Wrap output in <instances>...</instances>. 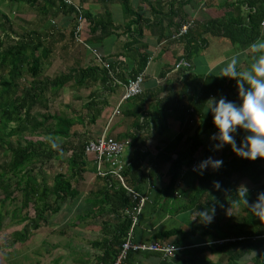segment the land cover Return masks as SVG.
Returning <instances> with one entry per match:
<instances>
[{"label":"trees","instance_id":"16d2710c","mask_svg":"<svg viewBox=\"0 0 264 264\" xmlns=\"http://www.w3.org/2000/svg\"><path fill=\"white\" fill-rule=\"evenodd\" d=\"M119 1L122 4L125 14L131 18L125 27L126 32L131 34L133 38L132 43L130 42L128 44L129 46L133 44L137 45L138 41L136 38L143 36L144 24L147 20L142 17L139 11H135L132 8L130 0ZM28 2L30 3V1ZM60 3H62L61 6L64 9L70 7V14L74 13L77 18L73 34L74 41H77L78 15L73 6L66 4L63 0H60ZM105 7L104 12L96 16L95 19H91V22H89L90 15L86 14L81 7L84 18L87 22L93 24V33L98 29L104 34H110L111 31L115 30L112 15L108 6L105 5ZM232 7H235L239 12L240 18H233L228 21L210 20L205 25L207 33L213 36L229 38L235 45L249 47L261 37L260 28L264 20V0H237ZM244 7H247L249 10L245 16L242 15V9ZM185 23L187 21L183 24ZM5 27L6 25L1 23L0 32ZM192 30H190L187 36H190ZM28 37L27 40L21 39L19 41H10L11 39L8 37L9 45L0 37V149L5 151L7 148L8 150L6 152L8 153L6 156L8 162L3 166L0 165V177L2 179L6 177L17 179L16 186L23 193L22 210L33 207L36 214L35 219L30 220L28 217L24 219V221L28 222V225L25 226L23 232L14 235L13 246L18 243L24 245L29 240L28 238L32 231H37L43 224H48L50 220V217L49 220L47 218L48 213L56 215L61 212L62 205L68 201L74 203L80 201L81 194L77 186L82 181L86 172V158L88 157L86 147L89 142L94 140H92L88 131L81 133L77 130L73 131V128L77 125L94 126L101 114V110H99L101 107L96 110L97 105L91 102L87 103L84 108L88 114L81 115V118L75 117V119L71 120L53 115L49 112L48 93L64 88L71 81H75L76 83L83 82L84 84L87 79H101L105 84L109 82L113 84L108 71L98 69L97 67H88L86 69H80L77 72L73 71L54 78L39 80L42 76L43 60L50 58L54 45L56 44L50 33H47L44 40L39 41V43L37 42L38 38H32L33 35ZM48 37L51 39H47ZM77 44L89 51L86 46L78 42ZM85 45L94 49L87 41H85ZM200 47L204 48L205 44L202 43ZM40 50H42L43 56L37 57V53ZM189 55L187 54L185 58H190ZM181 58L184 57L182 56ZM181 58H179L177 63ZM147 64L148 55L145 54L137 73L129 79H134L139 75L144 76L143 73L146 70ZM119 76H121V73H118L117 77ZM182 77L186 78L188 75L185 74ZM30 79L31 81H29ZM127 81H122V83L126 84ZM235 89L234 81L225 80L223 77L218 78L214 75H208L201 84L199 100L194 98L191 104H187L185 100L180 99L175 109L172 110L173 113L166 114L163 112L159 114L158 124L161 132L168 129V122L172 117L177 118L182 123L191 117L192 114L199 117L200 124L198 125L197 131L181 151H177L179 144L183 140L182 136L179 135L173 143L168 144L163 152H160L152 161V163H161V165L164 163L170 164L168 171L170 183L168 188L166 187L165 189L166 194L168 196L174 195L177 198L176 203H178L183 211L192 212V216H194L193 218L198 225L189 231L172 230L159 233L154 237V240L160 241V243H166L165 240L175 238L172 245L185 250V248L193 247L191 241L198 237L202 240H210L206 242L213 243L210 251L226 259L227 264H240L245 259L250 260L252 264H264V216L250 209L245 203L246 199H248L249 204L256 203L259 195L264 193V159L258 158L255 161L243 159L238 157L232 148L228 150L224 149V146L217 151L202 150L207 130L218 133V130L213 124L212 115L203 113L205 103L211 96L234 102L229 94L234 92ZM143 94L144 92L131 100L139 99ZM39 107L45 111L40 117L34 114ZM87 116H90L89 120H87ZM133 116L138 118L139 112ZM144 126L145 124L142 126L140 124L136 125L137 134L143 130ZM42 129L46 130L47 133L45 135L48 140L58 139L65 141L63 143L64 145H61L62 148L71 152L67 160L68 172L58 173L54 178L52 188L47 187L45 183L36 184L32 182L29 177L31 172H29V169L27 170L29 173L26 174V177L22 175L27 168L26 166L31 165L36 160L45 158L50 161L54 158H61L63 153L61 151H54V149L49 148L47 143L43 141L34 142L25 139V144L19 140H17L15 145L11 143L12 138L24 137V135L33 136L36 133L38 135ZM6 138L9 139L7 143L5 141ZM130 140L131 142L126 140L130 146L138 140L142 145L145 144V141H142L134 133L131 134ZM201 153L202 155H200ZM148 156L147 153H142L141 149L135 152L134 160L130 163L128 162L120 172L124 183L115 174L116 168H111L106 165L105 168L99 170L98 166V177L104 181L102 190L95 200L86 201V205L82 204V211L90 207L91 209L97 207L98 214H105L112 217L110 219L112 229L108 230L107 234L104 232V237L99 238L93 243L95 247H102V257L99 259L98 264H114L122 244L126 241L132 230L133 220L126 212L131 211L137 204V200H135L129 189L137 193L140 191L139 188L128 183V178L132 172H136L135 167L138 171L142 170V173H149L148 176L150 179L156 180L160 177L158 168H153L149 166L150 164L143 165ZM209 156L213 158L223 157V166L218 170L204 171L202 175L197 172L199 175L197 185L181 192L179 185L183 181V173L186 170H190V167L194 164L198 165ZM217 180L221 182L220 187L214 186V181ZM242 180H246L252 185L257 186L256 189L249 192L242 191L240 188V182ZM177 191L178 195H176ZM4 192L7 194V199H10L14 195V192L10 193L8 188H5ZM50 197L55 198L53 205L48 203ZM225 202H231L232 206H244V208L238 216L232 219L219 217L216 214L217 209ZM213 208L215 211L212 213L213 219L211 222L201 220L199 212ZM106 227L109 229L108 225ZM194 249L195 253L199 255L207 253L209 250L208 247H204L199 251H197V248ZM143 254H158L162 256L160 253ZM193 263L196 264V261H193Z\"/></svg>","mask_w":264,"mask_h":264},{"label":"crops","instance_id":"0c3cea01","mask_svg":"<svg viewBox=\"0 0 264 264\" xmlns=\"http://www.w3.org/2000/svg\"><path fill=\"white\" fill-rule=\"evenodd\" d=\"M72 1L82 7L86 14L90 15L89 22L104 12L105 5L108 6L115 30L111 31L110 34H104L98 29L93 33V24L86 20L83 39L97 50L105 61L111 65L113 64V68L119 70L118 73H121V76L118 78L120 80L124 82L133 77L137 73L144 55H148V64L143 73L145 78L144 94L139 99L124 102L120 108V114L114 116L124 94L122 86H114L110 82L105 84L101 79H87L84 84L83 82L76 83L71 81L64 88L53 91V93L64 94L60 98L64 106L61 105L58 113L51 112L50 95H47L49 112L53 115L73 120L75 117L81 118V115L88 114L84 108L87 103L93 102L97 105L96 110L101 107L99 109L101 114L94 125L95 127L93 126L94 133L92 134L95 139L107 133L108 136L119 141L127 140L131 142L130 136L134 133L142 141H145L144 145L139 140L133 142L124 156L125 160L130 163L135 158V152L141 149L142 153L149 155L143 165L150 164L149 166L158 168L160 171V177L155 180L149 178V173H142V170L138 171L135 167L137 173L133 171L128 178L129 185L139 188V194L148 198L138 224L134 227L133 240L136 243L151 244L160 242L154 240V237L163 232L192 230L198 225L193 218L194 216H192V212L183 211L176 203L177 198L174 195L168 196L166 194L165 189L166 187L168 188L170 183L168 177L170 164L164 163L161 165V163L156 164V162L152 163V161L160 152H163L168 144L173 143L179 135L182 136L183 140L179 144L177 151H181L197 131L200 120L195 114L187 118L184 123L172 117L169 119L168 129L161 132L158 116L163 112L166 114L173 113L172 110L175 109L180 99L185 100L187 104H191L194 98L199 100L201 84L208 75L234 81L236 89L229 96L234 102H239L240 89L236 80L224 77L222 69L236 57L239 61L238 70L246 71L259 54L253 53L250 46L235 45L229 38L213 36L207 33L205 26L210 20L228 21L233 18H240L239 12L235 7H232L237 0H130L132 8L135 11H139L142 17L147 20L144 24L143 36L137 37L138 44L131 46L128 43H132V35L127 33L125 28L131 18L125 14L119 0ZM61 5L60 0H0V24L4 23L6 25L5 29L1 31L3 37L5 36L6 39L9 37L10 41H19L21 39L27 40L28 36L33 35L32 38H38L37 42L39 43V41L44 40L47 33H50L55 41L56 45H54L50 58L43 60L42 76L39 80L54 78L73 71L77 72L88 67L103 69L92 52L78 45L77 41H74L73 34L77 18L74 13L70 14V7L66 6L68 8L64 9ZM242 12L243 14H241L245 16L249 10L244 7ZM191 20H194L196 24L190 36L173 40V37L178 34L181 25ZM263 22L260 28L261 37L259 40H264ZM202 43L205 44L204 48L200 47ZM187 54H190L188 60L193 65V71L188 77L184 78L182 77L183 74L175 71L174 67L179 58L182 56L185 58ZM42 56V50H40L37 53V57ZM48 68L49 71L47 72ZM51 72L53 74H50ZM6 77L8 76L6 75ZM185 79L187 80L185 81ZM69 91L71 92L69 93ZM210 98L220 99L214 96ZM137 112H139L138 118L133 116ZM203 113L210 114L207 113L206 105ZM89 119L90 116H87V120ZM138 124L141 126L145 124L139 134H137L135 128ZM217 135V132L207 130L203 147L205 151L222 149L217 147L220 141L213 139ZM243 135L242 132L237 134L236 139L238 142L243 139ZM209 136L212 137L209 138L212 142H219L214 148L209 146ZM230 148V145L224 146V149L229 150ZM89 162L91 163L90 166ZM86 163V172L81 182L83 183L85 180L90 179L94 183V188L91 189L93 197L87 198L86 201L88 199L95 200L102 190L104 181L98 177V164L95 156H88ZM142 174L147 178L145 179ZM197 183L198 180L193 183H187L183 179L179 188L181 192H184L186 189L196 186ZM80 202L81 199L78 203H75L78 210L77 217L82 216V212H84V217H80L81 220L84 218L88 221L94 218L96 219L93 220L95 222L100 220L102 228L99 229V235L91 242V248L93 247L96 252L94 255L88 256L93 257L86 261L74 260L73 263L98 264L99 259L102 257V247H95L93 243L104 237V232L107 234L108 230L112 229L110 226L112 217L98 214L97 207L92 209L90 207L82 211L83 207ZM106 225H108L109 229H107ZM91 228L93 231L97 230L95 227ZM174 240L175 238H171L165 241L168 244H172ZM208 241L210 240L194 238L191 241L193 247L185 248V250L181 248L183 251H180L175 259H165L158 254L133 253L130 254L125 264H195L193 261H196V264H211L213 262L211 253L199 255L194 251V248L199 251L206 247L205 244L207 243L204 242ZM212 256L218 258L216 262L223 263L224 258L222 256L214 253Z\"/></svg>","mask_w":264,"mask_h":264},{"label":"rangeland","instance_id":"374dc122","mask_svg":"<svg viewBox=\"0 0 264 264\" xmlns=\"http://www.w3.org/2000/svg\"><path fill=\"white\" fill-rule=\"evenodd\" d=\"M1 39L8 44L6 37L0 32ZM7 47V46H5ZM51 70V69H50ZM49 71V68L46 70ZM50 74H53L51 72ZM45 77V74H44ZM71 91H69L70 93ZM57 94V95H56ZM50 95V96H49ZM64 94H59V92L50 91L48 93L49 99L51 101V112L58 113L61 105L64 106V103L60 101V98ZM45 111L39 107L38 110L34 112L36 116L40 117L41 114ZM95 127V126H94ZM93 126H80L77 125L73 128L78 132H87L92 136V140H95L93 137L94 133ZM46 130H40L39 134L24 135V137H15L12 138L11 143L15 145L17 140L25 144L24 140L43 141L47 143L49 148L54 149V151H61L63 155L61 158H54L52 160H47L45 158L36 160L31 165H27L25 172L22 176L26 177V174L29 173L31 181L36 184H46L47 187L52 188L54 184V178L58 173H67L68 172V157L71 155L69 150H65L61 145H64L65 141L61 140H48L45 135ZM87 134V133H86ZM1 135V132H0ZM44 135V136H43ZM26 137V138H25ZM212 137H208L209 146L213 148L219 142H212ZM217 140V139H216ZM6 143L9 142V139H5ZM7 146V145H6ZM8 147V146H7ZM204 151V149L202 148ZM7 148L5 151L0 149V165H4L8 162ZM202 155V153L200 154ZM221 155V154H220ZM214 159H222L223 157H214ZM89 162V166H90ZM29 169V172L27 170ZM209 167L205 172L212 171ZM1 176V174H0ZM199 175L190 170H186L183 173V179L187 183H193L198 180ZM93 182L85 180L81 182L77 187L81 192V205L85 204L87 198L93 197L92 190L94 188ZM17 179L6 177L2 179L0 177V264H74V260L86 261L93 256L96 252L95 249L91 248V242L99 234V229L102 228V223L100 220L97 222L94 218L89 219H80L84 217V212L82 216L77 217L78 210L77 205L68 201L66 204L62 205V210L56 215L48 213L47 218L49 220L48 224H43L41 228L37 231H32L30 234L29 240L24 244H16L13 246L14 235L19 232H23L25 226L28 225L27 221H24L26 217L28 219H35L36 214L31 207L30 209L22 210L23 204V193L20 188H17ZM257 186L252 185L246 180L240 182V188L242 191L249 192L256 189ZM5 188L9 189L10 193L14 192V195L10 199H7V194L4 192ZM89 200V199H88ZM55 198L50 197L48 203L53 205ZM244 206H232L231 202H225L220 205L217 209V216L223 218L232 219L238 216ZM52 215V216H51ZM264 216V215H263ZM187 217V215H185ZM94 222V223H93ZM89 227V228H88ZM91 227H95L97 230L93 231ZM206 243V242H205ZM213 243L205 244L209 248L208 254L211 255L212 263L211 264H227L226 259L223 260V263L216 262L218 259L216 256H212L213 252L210 251ZM216 262V263H214ZM240 264H252L250 260L245 259Z\"/></svg>","mask_w":264,"mask_h":264},{"label":"clouds","instance_id":"9594fccd","mask_svg":"<svg viewBox=\"0 0 264 264\" xmlns=\"http://www.w3.org/2000/svg\"><path fill=\"white\" fill-rule=\"evenodd\" d=\"M253 53H258L254 62L246 71L237 68L238 58L234 57L223 69V76L236 80L240 89L239 102L228 101L224 98L217 100L210 98L205 104L207 113L212 115L213 124L218 130V148L230 145L233 152L243 159L255 161L264 159V40H257L250 45ZM243 133L239 142L237 134ZM222 159L209 156L194 167L201 175L211 167L218 170L223 166ZM214 186L220 187V181H214ZM250 209L264 215V193L259 195L258 201L249 204ZM215 209L199 212L201 220L211 222Z\"/></svg>","mask_w":264,"mask_h":264},{"label":"built area","instance_id":"2783aa9c","mask_svg":"<svg viewBox=\"0 0 264 264\" xmlns=\"http://www.w3.org/2000/svg\"><path fill=\"white\" fill-rule=\"evenodd\" d=\"M66 4L73 6L78 15L79 25L77 28V42L86 46L90 52L93 53L96 61L101 64L103 69L107 70L110 79L113 82L112 85L114 86H122L124 88V94L121 98V101L116 109L114 116L120 114V108L122 104L126 101H129L135 97L140 96L143 91V83H144V76L139 75L134 79H129L126 84H123L122 81L118 80V72L119 70H115L109 62L104 60V57L95 49H91L87 45H85V40L83 39V31L84 26L86 24V19L83 15L82 8L72 0H63ZM195 25V21H187V23L183 24L180 28V31L176 36L173 37V40L181 39L189 34L190 30L193 29ZM264 25V22H263ZM175 71L181 72L183 75H190L192 71V63L186 59L181 58V60L175 65ZM130 144L127 141H119L115 138H112L104 133L102 137L89 142L86 147V154L88 156L93 155L95 156L99 170L105 168L108 165L111 168H116L115 174L119 177V179L124 183L122 177L120 176V172L123 168L127 165V161L125 160L124 156L129 149ZM197 164H194L190 167V171L197 173L198 171H194V167ZM104 176V175H103ZM130 193L133 195L135 200H137L136 206L131 210L127 211L126 213L130 215L133 220L132 230L126 239V241L122 244L119 254L114 262V264H125L127 259L129 258L130 254L133 253H160L163 258L165 259H175L178 253L182 250L176 248L172 244L168 243H160L155 242L151 244L146 243H136L133 240V231L134 227L138 224L139 218L142 214L143 208L148 202V198L142 196L141 194L130 190ZM178 195V194H176Z\"/></svg>","mask_w":264,"mask_h":264}]
</instances>
